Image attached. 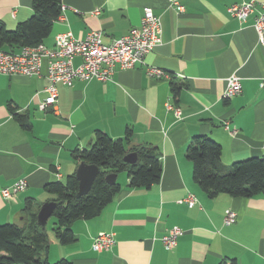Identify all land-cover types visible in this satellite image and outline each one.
I'll return each mask as SVG.
<instances>
[{
  "label": "crops",
  "instance_id": "0c3cea01",
  "mask_svg": "<svg viewBox=\"0 0 264 264\" xmlns=\"http://www.w3.org/2000/svg\"><path fill=\"white\" fill-rule=\"evenodd\" d=\"M178 1L183 12L168 0H60V15L41 42L47 47L56 34L82 39L90 31L109 45L139 25L145 7L160 19L161 41L144 64L114 66L106 81L57 84L56 103L46 112L37 107L47 96L45 61L39 76L0 74V225L21 224L27 200L53 201L45 185L75 174L80 162L72 153L89 148L97 131L120 139L129 130L128 148L145 145L160 154L159 182L129 187L126 174L116 175L120 191L97 217L71 225L73 243H59L49 218V263L264 264V197L210 198L194 182L185 155L196 136L220 146L223 166L264 155V45L253 27L259 8L240 23L227 7L252 0ZM31 15L32 0H0V23L8 31ZM81 61L75 57L73 64ZM147 66L171 80L148 77ZM231 75L239 77L241 93L224 100ZM18 179L26 180V190L5 199L2 190ZM188 195L196 200L192 207L179 203ZM227 210L237 216L228 226ZM173 227L182 233L167 251L160 238ZM100 232L112 233L114 244L98 253L91 246Z\"/></svg>",
  "mask_w": 264,
  "mask_h": 264
},
{
  "label": "trees",
  "instance_id": "16d2710c",
  "mask_svg": "<svg viewBox=\"0 0 264 264\" xmlns=\"http://www.w3.org/2000/svg\"><path fill=\"white\" fill-rule=\"evenodd\" d=\"M60 15V0H32V15L8 31L0 23V50L5 45L9 50L41 43L50 33L52 23ZM178 88L173 87L176 97ZM130 131L124 138L112 139L103 132L95 133L89 148L75 150L72 157L78 162L96 165L99 173L88 193L76 197L78 181L75 174L67 176L64 182L54 181L45 185V191L54 195L56 202L51 219L53 233L62 245L75 241L71 225L77 220L97 217L120 191L115 181L106 182L108 174L125 172L129 187L149 188L161 176L160 154L153 147L139 145L128 148ZM128 152L136 153V161L128 164L123 157ZM186 157L192 163L194 182L210 198L226 194L234 198L264 197V155L231 163L220 164L221 148L207 136L191 138ZM40 204L31 200L22 209L21 224L0 225V264H50L47 261L48 234L37 222ZM53 264H72L60 259Z\"/></svg>",
  "mask_w": 264,
  "mask_h": 264
},
{
  "label": "built area",
  "instance_id": "2783aa9c",
  "mask_svg": "<svg viewBox=\"0 0 264 264\" xmlns=\"http://www.w3.org/2000/svg\"><path fill=\"white\" fill-rule=\"evenodd\" d=\"M169 5L177 12H183V6L178 0H168ZM257 7L258 13L254 17L253 27L256 31L258 41L264 45V1L255 0L246 3H235L227 7V12L240 23H244L247 17L253 14ZM64 7H61L63 10ZM161 41V22L151 8L143 9L140 23L129 32L105 45L101 40L99 31H90L82 39L74 38L69 32L56 34L52 47H47L42 43L34 46H24L18 51L0 50V74L3 75H23L33 77L40 75L43 61L46 62L45 78L48 82L45 87L46 98L38 103V110L46 112L56 103L57 84L71 86L73 81L98 80L106 81L113 73V67L130 69L135 65L144 64L146 55ZM80 57L81 63L77 66L73 64V59ZM145 73L150 78L171 80V76L165 71L147 66ZM264 86V81L262 83ZM241 93L240 79L236 75H231L226 79V86L223 91V99H230ZM168 109L171 106L167 105ZM180 111L176 110V115ZM233 131L232 133H234ZM28 184L25 179H18L12 185L2 190L5 199L12 198L18 193L24 192ZM193 195L181 199L179 203H184L189 207L195 204ZM236 213L232 210L225 212L223 223L230 225L236 220ZM182 231L173 227L160 238L163 247L171 251L177 244V238ZM114 244L112 233L100 232L92 241V250L103 252L109 250Z\"/></svg>",
  "mask_w": 264,
  "mask_h": 264
},
{
  "label": "water",
  "instance_id": "95a60500",
  "mask_svg": "<svg viewBox=\"0 0 264 264\" xmlns=\"http://www.w3.org/2000/svg\"><path fill=\"white\" fill-rule=\"evenodd\" d=\"M136 153H127L123 157V161L128 164H133L136 161ZM99 173V168L96 165L86 164L80 162L76 171L75 177L78 181V190L76 197H80L88 193L93 181ZM107 183L112 184L116 181V174H108L105 177ZM56 207L55 201H46L41 204L37 213V222L42 227L45 228L47 220L51 217L54 208Z\"/></svg>",
  "mask_w": 264,
  "mask_h": 264
},
{
  "label": "rangeland",
  "instance_id": "374dc122",
  "mask_svg": "<svg viewBox=\"0 0 264 264\" xmlns=\"http://www.w3.org/2000/svg\"><path fill=\"white\" fill-rule=\"evenodd\" d=\"M125 175V172H123V173H120V177H123ZM54 263V262H53ZM52 262L50 263V264H53Z\"/></svg>",
  "mask_w": 264,
  "mask_h": 264
}]
</instances>
